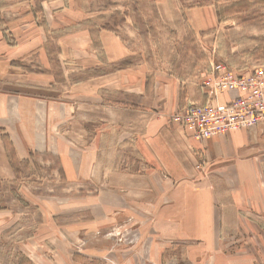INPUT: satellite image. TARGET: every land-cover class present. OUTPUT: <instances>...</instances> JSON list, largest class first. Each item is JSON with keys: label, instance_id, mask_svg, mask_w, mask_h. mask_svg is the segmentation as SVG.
I'll return each instance as SVG.
<instances>
[{"label": "crops", "instance_id": "crops-1", "mask_svg": "<svg viewBox=\"0 0 264 264\" xmlns=\"http://www.w3.org/2000/svg\"><path fill=\"white\" fill-rule=\"evenodd\" d=\"M19 1L11 0L6 8L12 6L22 14L9 23L11 31L18 23L15 39L5 40L0 31V264L13 263L4 254L8 248L4 241L24 214H36L37 220L19 228L20 234L29 239L64 233L72 240L80 236L88 242L85 250L92 252L113 245L112 237L95 234L98 229L132 224L141 238L135 246L118 250L120 264H264L263 256L250 257L264 252V223L252 215L258 212L264 219V125L197 140L171 122L170 112L159 111L155 87L171 83L178 93L177 78L154 80L152 89L149 76L140 74L136 64L69 82L63 62L76 60L82 39L87 51L81 49L85 53L81 58H88L82 59L83 66L96 65L90 53L96 52L93 39L101 42L102 56L110 62L126 58L133 49L108 26L64 34L57 17L75 6L73 0L44 2L43 22L34 19L29 1ZM184 1L154 3L157 10L184 11L197 32L221 25L214 4L187 7ZM85 7L90 11V4ZM90 20L96 25L94 19L87 24ZM66 38L72 40L71 50L64 46ZM31 62L39 70H29ZM168 73L174 77V72ZM125 93L131 96L112 98ZM231 97L223 93L221 100ZM188 98L208 100L200 87ZM175 103L176 96L174 106L180 105L179 97ZM42 165H47L48 177L32 181L31 172L42 170ZM28 184L88 190H79L82 196L29 191V204L33 200L40 205L29 207L24 192ZM95 187L99 194L91 190ZM21 203L26 206H18ZM247 212H251L247 226L254 225L251 230L259 242L233 241L224 258V237L248 234L242 228V214ZM73 213L81 216L80 224L63 223ZM55 241L66 246L62 239ZM19 248L27 252L24 245ZM246 252L247 257L240 255ZM74 259L83 264L85 258L77 254ZM42 264L48 263L42 260Z\"/></svg>", "mask_w": 264, "mask_h": 264}, {"label": "rangeland", "instance_id": "rangeland-1", "mask_svg": "<svg viewBox=\"0 0 264 264\" xmlns=\"http://www.w3.org/2000/svg\"><path fill=\"white\" fill-rule=\"evenodd\" d=\"M23 1H29L28 4H30L34 13H36L34 19L43 22L44 18H42L41 12L43 3L52 0H20L19 2ZM10 2L11 0H0V31L4 39L9 40V42L15 39L13 33L16 31L18 25V23H13L11 31L9 23L22 17L17 8L11 6L10 9H6ZM73 2L75 6L64 10L57 17L62 22L61 29L65 28L63 30L64 34H74L76 29H97L108 26L109 28H113L118 35L122 36L133 49V53L120 61H107L101 53V42L93 39L92 44L96 48V52L91 49L90 53L91 57H95L96 65L83 66L82 63L86 61L82 59L88 58H81L83 57L82 55H85L81 49L87 51L85 48L86 41L82 39L78 45V49L80 50L76 58L77 61L68 59L63 62L64 74L66 77L68 76V81H81L88 77L91 78L108 71L127 68L135 64L140 67V74H144L145 72L149 76L148 84L152 85V89L154 87V80L164 81V77L166 80L177 78L180 83L178 93L174 92V88H172L174 85H171V83L159 85L158 88L155 87L156 93L159 92V111L165 114L170 112L168 114L169 117L178 110L177 108L180 105L189 103L203 104L204 102L201 103L195 99L191 102V99L188 98L191 90L197 92L198 87H200L202 93L207 98L210 91V81L221 75L224 71L231 69L252 70L259 65H264V0H185L183 5L187 7L214 4L217 8L218 23L221 25L218 26L215 23L202 29L200 32H197L190 25L188 15L184 11L176 13L174 11H164L162 8L157 10L155 8L157 6L154 3L155 0H73ZM80 3L84 5V8L79 6ZM125 3L126 7H122ZM87 4L91 5L90 11L85 7ZM89 19H94L97 27L91 20L87 24V20ZM72 22L74 24L73 27L69 26ZM64 40L66 48L68 47L70 50L74 48L71 46L72 40H69V38ZM66 55L69 54L66 53ZM17 63L16 61L14 62L15 65H18ZM30 64L32 67L27 65L29 70H32V68L39 70L34 62ZM169 71L174 72V77L169 75ZM128 75H130L129 72ZM145 78L144 76V81ZM118 95L112 98L125 99L127 98L126 95L131 96L128 93ZM111 96H114V94L111 93ZM175 96V105L178 102V97L180 105L174 106ZM146 106L150 107V100H148ZM46 167L47 165H42V170L32 171L33 177L31 180L41 181L38 178L48 177ZM63 186L65 185L63 184ZM63 186L54 190L28 184V188H26L28 193L24 191L27 194L25 196L27 198L26 203L29 207L40 206L33 200H30L31 203L29 204V191L34 193L42 191L43 193L50 194H60L62 191L64 196H82L84 194L78 193L79 190L82 189L86 193L88 190L85 187L66 189ZM0 188H3L1 184ZM15 190L17 191V189ZM91 190L94 191V194L100 193L99 187ZM24 205L26 206L25 203H21L18 206L23 207ZM252 213L253 217L256 218L254 221L259 220L260 223H264L263 214L258 212ZM24 215H26L25 219L16 221L17 228L14 227L12 235L4 241V245L8 246L4 254L13 258L12 264H42V260L48 264H75L74 256L77 254L85 258L82 261L83 264H120L118 250L135 246L141 238V232L134 229L132 224L125 225L123 224L124 222L122 224L118 223L110 225L106 229H98L95 232L96 235L104 234L106 237H112L113 245L111 247L101 252L86 251L85 247L88 242L80 236H76L77 238L72 240L64 233L52 236L53 238L33 236L29 239L28 236L20 234L21 230L19 228H25L29 223L37 220L36 214ZM242 215L244 222L242 228L247 230L248 234L241 235L240 237H224L223 241L226 243V248L223 252L224 258L230 254L228 244L233 241H249L248 243H252L251 240H253L255 244L259 242V237L255 236L251 230V227L254 225L247 226L249 222L246 218L250 217L251 212ZM62 221L67 224L78 221L80 224L81 216L77 213H73V215L68 214ZM31 226L33 227L34 224ZM58 238L62 239L66 246L55 241ZM19 245H24L27 252H23L19 248ZM248 253H240V255L247 257ZM38 256L42 259H38ZM262 256L264 258V252L260 250L253 252L250 257L259 259Z\"/></svg>", "mask_w": 264, "mask_h": 264}, {"label": "built area", "instance_id": "built-area-1", "mask_svg": "<svg viewBox=\"0 0 264 264\" xmlns=\"http://www.w3.org/2000/svg\"><path fill=\"white\" fill-rule=\"evenodd\" d=\"M209 87L207 102L181 108L170 117L171 122L188 130L197 140L264 123V65L245 72L226 70L213 78ZM223 93L232 97L222 101Z\"/></svg>", "mask_w": 264, "mask_h": 264}]
</instances>
